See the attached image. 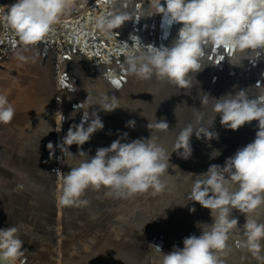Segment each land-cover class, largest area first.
<instances>
[{"label": "water", "instance_id": "obj_1", "mask_svg": "<svg viewBox=\"0 0 264 264\" xmlns=\"http://www.w3.org/2000/svg\"><path fill=\"white\" fill-rule=\"evenodd\" d=\"M128 4L132 5L128 7ZM123 6L130 14L129 29H125L124 23L113 32L111 39L100 38L102 51L99 47L95 49L94 43L84 41V47L75 48L72 54L65 52L61 58L52 41L44 38L23 52L27 62L16 58L17 51L22 50V45L16 44L19 50L15 52L14 61L20 72L14 68L4 70L11 73L8 77L11 81L20 77L26 79L23 81L26 84L19 86V90L24 89L27 95L25 99L19 97L16 102L21 107L17 106L20 109L18 115L24 104L28 103V106L33 101V95H40L27 83L34 86L37 81H44L47 77L44 67L51 62L48 74L52 84L44 88L50 92L46 94L47 98L40 100L38 110L41 113L47 111L45 114L48 115L38 122H31V128L25 126L19 137L12 135L7 126L0 125V229L9 226L19 228V236L24 242L25 264H66L68 260L78 262L84 259L87 263L96 259L100 264H161L162 255L156 248L164 253L172 251L173 245L183 248L184 238L201 234L197 223L212 222L210 210L189 201L194 178L187 173L205 172L211 164L222 166L226 158L255 139L257 121L233 131L222 127L217 115L210 130L219 133L218 140L197 139L193 134L190 159H181L173 152L181 129L189 124L199 127L197 116L200 114L203 116L202 125L208 127L216 115L212 111L213 100L210 99L207 105L201 103L204 94L211 98L234 94L238 90H247L251 98L264 94V51L244 53L242 66L237 67L228 62L232 51L208 47L205 66L195 74L190 89H178L155 76L151 80H141L128 73L125 56L130 51H147L149 46L157 49L170 46L167 43L163 46L161 36L165 30L164 22L171 23L172 19L163 14L150 15L149 0H140L136 4L125 2ZM142 8L147 14L139 18ZM151 20L152 25H157V29L152 31L158 30V37L154 34L149 39L145 37V30ZM89 32L92 33L86 32V37L90 41L92 37L100 36L94 29ZM233 63H239V59ZM114 80L120 81L119 87L112 83ZM87 93L92 94L88 99ZM100 94L115 96L120 108L111 113L100 111L96 105V97ZM30 96L31 99L27 100L26 97ZM16 103L13 105L15 112ZM60 107L64 121L57 132ZM94 111L104 128L94 133L91 139H100L102 143L90 139L80 150L94 156L97 148L110 146L118 138V132H127L130 140L148 138L152 134L158 137V144L169 153L173 152L170 162L179 168L175 171L169 168V174L164 177L167 190L157 194L149 190L121 198L107 195L108 190L103 187L100 190L90 188L83 197L89 201L87 206L77 208L59 204L63 175L85 157L78 156L76 145L70 146L69 150L77 156L64 157L56 145L71 125L84 122L87 127L84 116L87 118ZM51 117L55 119L54 123ZM129 120L135 121V129L125 127ZM161 120L168 123L169 130L147 128L148 123ZM10 125L13 127V122ZM49 142L55 148L52 158L47 149ZM213 150L221 152L216 159H210ZM18 154H25V165L32 167L29 181L36 186L37 195L26 194L24 197L20 186L15 185L21 177V166L12 164ZM9 164L11 169L6 171ZM15 164L20 165L18 162ZM6 175L11 178L8 180ZM2 177L7 180L1 181ZM191 207H195L194 213L189 212ZM259 211L264 216V208ZM232 215L242 228L244 215L238 210H233ZM239 238L240 234L234 233L229 241L232 251L224 257L226 264H255L248 253L239 249ZM31 247L36 251H31Z\"/></svg>", "mask_w": 264, "mask_h": 264}, {"label": "clouds", "instance_id": "obj_2", "mask_svg": "<svg viewBox=\"0 0 264 264\" xmlns=\"http://www.w3.org/2000/svg\"><path fill=\"white\" fill-rule=\"evenodd\" d=\"M87 0H81V6ZM77 0H15L11 5L0 6V23H5L18 37L22 50L16 58L27 62L23 52L42 41L52 27L72 12ZM149 14H163L181 25L178 39L168 47H148L147 51H130L125 56L126 70L141 80L154 76L167 81L176 88L185 90L193 87L195 74L205 66L206 49H225L233 52L228 62L242 66L243 54L264 51V0H149ZM130 17L126 13H110L96 18L95 28L108 39L113 30L120 28ZM239 54V55H237ZM239 59V63L233 60ZM92 95L87 93L88 97ZM86 99V100H87ZM99 110L111 113L120 108L116 97L100 94L96 97ZM213 100L212 111L216 114L210 126L201 123L202 114L197 116L199 127L189 124L178 133L174 151L181 159L192 156L190 138L206 141L218 140L219 133L211 131L219 115L220 124L236 131L246 123L258 122V131L253 142L238 149L226 158L224 164H211L207 171L193 177L188 195L190 202L198 203L210 210L211 223H197L201 234L183 239V248L173 245L172 251H156L162 255L161 264H226L224 257L231 251L229 241L239 233V249L248 253L255 264H264V94L251 98L247 90L211 98L204 94L201 101L207 105ZM15 116V109L7 96L0 95V124H9ZM64 121L60 113L59 132ZM85 123L73 124L67 134L56 145L62 156L74 157L69 149L76 145L78 156L85 157L77 166L62 177V188L58 202L65 207L87 206L83 199L86 190L107 189V195L128 198L152 190L153 194L168 189L164 177L169 168L179 169L171 164L173 152L157 143L158 137L129 139V134L117 133L118 138L108 147H99L94 156H89L81 147L89 142L94 133L104 128L97 112L84 116ZM126 128L135 129V121L129 120ZM149 130H169L167 122L161 120L148 123ZM50 158L55 156L52 142L47 144ZM221 155L213 150L210 159ZM181 172V171H180ZM185 206V205H184ZM195 207L189 208L190 213ZM238 210L244 215L242 228L232 213ZM24 242L20 239L19 228L9 226L0 229V264H25Z\"/></svg>", "mask_w": 264, "mask_h": 264}, {"label": "bare ground", "instance_id": "obj_3", "mask_svg": "<svg viewBox=\"0 0 264 264\" xmlns=\"http://www.w3.org/2000/svg\"><path fill=\"white\" fill-rule=\"evenodd\" d=\"M13 1H15V0H0V6H5L8 3H12ZM92 2H94V3H92ZM125 2H128V3L132 2L133 4H136L137 2H140V0H112L111 3H106V0H99V1L87 0L86 3L82 4V6H81V2H80V5H79L80 9L79 10H84L86 8L83 12L81 11L82 13L75 15L74 13L78 12V10L76 7H74V9L72 10L73 14H72L71 18L66 19V20L62 19V21L60 23L56 24V26H58L59 29L64 31V34L68 35V37L71 35L69 37V39H66L64 41V43H65L64 52H67L68 54H72L75 51V48L79 49V48L84 47V41H86L87 43L88 42L94 43L97 47H99V50L102 51L101 50L102 47L100 49V46H103V45L100 43V41H101L100 38H103V36L100 35L101 37L99 36L96 39H95V37H92L91 41H90L86 37V32L92 33L89 31H91L93 29L96 32H98L95 28V21H96V18L101 16V15H109L110 13H126L128 16H130L128 11H126L125 7L123 6V4H125ZM90 3H92V5L90 7H88V8L85 7L84 4H90ZM131 5L132 4H128V7H130ZM146 14L147 13H145V9L142 8V10H140V12H139V18L144 17ZM146 17H148V16H146ZM149 20H150V18H149ZM164 26H165V30L163 31V35L161 36L162 41H163V46H164V43H167V45H171L175 39H178V33H179V29H180L181 25L172 20L171 23L164 22ZM124 27L126 30L129 29V21L125 22ZM118 29H115V30H118ZM152 29H154V30L157 29V25H152V20H151L148 23L147 29L145 30V32H147V34L145 35L146 38L150 39V38H152V36L154 34L156 37H158V30L152 31ZM149 41L150 40H148L147 42H149ZM16 44H21V43H20L18 37L15 35V33L10 32L8 30V26L5 23H0V59L4 58V57L5 58L10 57V55H12L11 53L13 51L15 52L14 47L16 46ZM90 48L92 49V47H90ZM2 49H5V50H2ZM59 56L61 58H64V56H62V53H60ZM49 63L51 64V62H48L46 64V66L44 67V69H46V71H47L46 72L47 77H45L44 81H42L40 79L41 81H37L35 83V85H34L35 87L32 84L27 83L28 86H31L32 90L34 88L35 90H37V92L40 95L39 96L33 95V101L30 102V104L28 106H27L28 103L24 104L22 106V110H21L20 114H18V115H17V113L20 111L21 107L18 106V104L20 105V103L17 104L16 102H17V100L20 99L19 97H21V99H25L24 96L27 95V93H25L24 89L19 90V88H20L19 86L25 85L26 83H24L23 81H26V79H24V77H20V79H16V80L11 81L6 76L8 74H5V72L0 69V83L2 84V86L0 87V95L7 96L8 101L12 106L14 105V103H16L15 104L16 107L18 106L20 108L19 109L17 107L16 112H15V117L11 121V123L13 122V127H12V125H10L11 123L6 124V125L0 124L2 126H7L9 132H11V134L14 136L17 134V136L19 137V135L21 134V131L24 130L25 126H28L29 128H31L32 127L31 122H38L39 120L44 118L45 115H48V114H45L47 111H43L41 113V110L39 112H38V110L41 107L40 100L47 98L48 95H46V94H48L50 92L49 89H44V88H46L49 84H52L51 80L49 78V74H48L49 69H50ZM12 64H15V61ZM0 68H2L1 64H0ZM21 68H23V67H21ZM32 68L34 70L36 69L35 66H33ZM26 99L30 100L31 96L29 98L26 97ZM11 100H13L12 103L10 102ZM60 113L62 114L61 107H60ZM50 119L53 120L52 123L55 122V119H53L52 117ZM56 124H57V119H56ZM91 140H93L95 143H98V144L102 143V141L100 139L99 140L91 139ZM81 157L82 156H80V158ZM24 158H25V154H18V156H16V159L14 160V162L12 161L13 162L12 164L15 165L16 167L21 166V168H20L21 177L15 181V183H16L15 185L20 186V189H22L21 193L23 194L24 197L26 196V194H30V195L34 196V194L37 195L38 193L36 191V186L29 181V179L31 178V176L33 174L32 167L31 166L27 167L25 165ZM16 162L20 163V165H16L15 164ZM79 162L80 161H77V164H79ZM10 167L11 166L9 164L7 168L5 167V170L9 171L11 169ZM6 178L9 180L11 177L8 178L6 175ZM7 179H4L2 177L1 181L5 182V180H7ZM60 185H62V183H60ZM16 198H18V196ZM20 239L23 240L22 237H20ZM31 251L35 252L36 250L34 249V247H31ZM92 254L96 255V253H92ZM76 261L75 260H70V261L68 260V261H66V264H100V261H98L96 259L95 260H88V263L85 262V259L80 260L78 262H76Z\"/></svg>", "mask_w": 264, "mask_h": 264}, {"label": "rangeland", "instance_id": "obj_4", "mask_svg": "<svg viewBox=\"0 0 264 264\" xmlns=\"http://www.w3.org/2000/svg\"><path fill=\"white\" fill-rule=\"evenodd\" d=\"M97 1H99V0H97ZM80 2H81V0H77V5H76V8H77V10H78V12H75L74 14L75 15H77V14H79V13H82L84 10H79L80 9ZM13 3H15V1H13L12 3H8L7 5H11V4H13ZM92 3H94V2H92ZM92 3H90V4H84L85 5V7H90L91 5H92ZM83 5V6H84ZM101 6V5H100ZM82 11V12H81ZM72 12L70 13V15H68L67 17H64L63 18V20H66V19H69V18H71L72 17ZM8 30L10 31V32H14L12 29H10L9 27H8ZM52 31H50L49 33H48V35L45 37V39H47L48 41H52V45H53V47H54V49H57V52L59 53L58 55H60V53H62V56H64V50H65V43H64V41L66 40V39H68V35H66V34H64V31H62L61 29H59V27L58 26H53L52 27V29H51ZM54 31V32H53ZM113 32H116L115 30H113ZM58 34V35H57ZM60 34V35H59ZM95 45V44H94ZM96 46V45H95ZM19 46H17V47H14V50H15V52L17 51V50H19V48H18ZM95 49H98V47L97 48H95ZM2 50H5V49H2ZM62 52H61V51ZM15 52L13 51L11 54L12 55H10V57H4V58H1L0 59V64L3 66L2 68H0L2 71H4V70H7V69H9V68H14V69H17V71L18 72H20V69L16 66V64H12V63H14V55H15ZM75 52V51H74ZM73 52V53H74ZM5 72V74H8V75H6L7 77H9V75H11V73H8V71H4ZM5 76V77H6ZM2 86V84L0 83V87Z\"/></svg>", "mask_w": 264, "mask_h": 264}, {"label": "snow or ice", "instance_id": "obj_5", "mask_svg": "<svg viewBox=\"0 0 264 264\" xmlns=\"http://www.w3.org/2000/svg\"><path fill=\"white\" fill-rule=\"evenodd\" d=\"M111 2H112V0H106V3H111ZM50 31H52V30H50ZM61 82H62V83L64 82L63 79H62ZM112 83H113L116 87H119V86H120V81H119V80H114V81H112Z\"/></svg>", "mask_w": 264, "mask_h": 264}]
</instances>
